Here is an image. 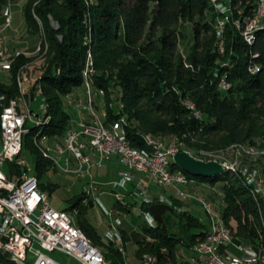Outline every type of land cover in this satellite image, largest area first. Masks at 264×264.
I'll return each instance as SVG.
<instances>
[{
  "label": "trees",
  "instance_id": "1",
  "mask_svg": "<svg viewBox=\"0 0 264 264\" xmlns=\"http://www.w3.org/2000/svg\"><path fill=\"white\" fill-rule=\"evenodd\" d=\"M7 3L8 0H0V15ZM257 6L258 0H231V18L225 25V50L221 52L215 44L216 26L223 14L212 0H95L90 6L86 0H26L23 7L26 24L32 32H38V20L42 21L45 35V43L41 41L42 58L33 66L39 72L35 78L39 79L23 84L29 82L33 94L37 84V93L42 90L50 116L47 124L29 127L23 142V149L25 146L33 151L40 188L53 191L57 185L41 182L52 162L34 144V137L37 133L61 137L68 129L71 116L63 109L62 97L84 83L89 50L94 69L100 73L95 85L106 88L105 83L116 77L121 86L123 107L118 110L128 116L126 130L133 146L148 147L135 142V133L148 138H172L183 150L199 152L253 142L258 135L264 137V26L255 32L254 43L247 44L235 24L244 15L253 17ZM181 22L192 24L197 48L207 50L202 59L196 56L190 59L194 70L186 68L180 57L176 58ZM88 33L90 43L86 44ZM34 59L21 53L13 60L12 84L0 85V96H4L0 100L5 106L19 91L16 81L19 69L30 66ZM224 62L229 65H223ZM252 64H258L260 70L251 72ZM223 78L229 84L228 89L220 87ZM186 102L194 103V109ZM107 108V121H116L120 113ZM7 165L19 172L14 163ZM174 166L181 169L176 163ZM190 176L196 181L222 182V224L228 227L234 240L238 234L253 242L245 245L264 248V205L256 200L243 174L227 168L213 177ZM83 199L82 195L74 198L69 208L80 207ZM171 206L175 211L166 214H179L182 234L169 230L165 215V227L160 222L156 226L144 224V236L137 241L139 256L155 254L158 264L176 260L180 246L191 248L208 232L198 217L178 211L174 204ZM86 213L77 214L73 223L94 242L101 243V236L87 220ZM163 247L168 252H162ZM107 248L104 256L109 264L124 263L119 249L113 244ZM0 264L17 263L0 249Z\"/></svg>",
  "mask_w": 264,
  "mask_h": 264
},
{
  "label": "built area",
  "instance_id": "2",
  "mask_svg": "<svg viewBox=\"0 0 264 264\" xmlns=\"http://www.w3.org/2000/svg\"><path fill=\"white\" fill-rule=\"evenodd\" d=\"M219 1L223 14V25L220 27L223 28L230 21V16H227L223 0ZM12 4L13 0H9V7ZM244 20L246 33L240 35L248 39L249 35L257 32L260 25H264V7L260 20L251 21L247 15H244ZM13 21L14 17L10 10L0 15V33H5ZM8 53H15V49L7 47L0 55L7 56ZM223 65L229 64L224 62ZM9 68L10 66H0V74L4 72L8 74ZM252 70L259 71V65L252 64ZM93 75L94 69L86 61L83 93L67 95L71 96L77 111V120L71 119L68 129L61 137L46 136L43 139V154L51 160V168H60V160H67V168L60 169L68 171V167L74 162L77 173L89 178L84 189L90 192L97 185L91 169L111 162L120 167L121 178L118 185L124 188L130 182L133 183L135 188L129 192L143 198V201L153 202L149 195L151 187L173 186L179 190L182 198L198 196L201 197V204L211 205V200L196 190L199 181H195L194 177L183 169H175L177 150L156 141H145L147 148L133 146L128 134H124L121 129V122L127 121V115L119 110L115 112L120 113V121L108 122L109 110L103 111L106 113V121L95 119V113L91 112L90 106H86V98L100 102L93 97V90L98 89L95 87ZM37 79L39 77H29V82H35ZM220 87L229 88L226 79L221 80ZM34 95L33 101L40 96L38 109L34 107L33 101L30 104L23 101L21 105L8 103L6 129L0 130V249L18 264H62L48 253L55 250L67 253L81 264H109L101 253L90 246V242H86L82 235H78L75 225H70V222L66 221V214L69 213H63V209L55 208L49 194L35 184V171L22 156L24 149L20 142V130L29 123L32 124L37 118H43L48 109L42 100V93H37V84ZM55 149L63 150V159H55ZM216 161L224 167L232 165L233 168L240 169L255 183L256 190L264 194V190H261L260 177L249 172L247 167L240 168V164L229 161L217 159ZM123 162H131V169L123 170ZM8 163H14L19 172L8 166ZM180 186H186L190 190L185 191ZM219 196H223V193L219 192ZM117 197L123 198V194H117ZM96 200L98 204L101 203L98 198ZM101 205L104 207V204ZM213 211H222L219 203L218 207H213ZM208 216L209 219L213 217ZM227 232L228 227H221L220 231H213V237H199V243L190 248L193 255L187 259L181 258L180 264H264L262 246L241 248V245H230L227 241ZM230 249H244L243 261L231 260ZM161 251L168 252V249L163 247ZM30 254L33 255L32 261H29ZM146 260L158 264L155 254L148 253Z\"/></svg>",
  "mask_w": 264,
  "mask_h": 264
},
{
  "label": "rangeland",
  "instance_id": "3",
  "mask_svg": "<svg viewBox=\"0 0 264 264\" xmlns=\"http://www.w3.org/2000/svg\"><path fill=\"white\" fill-rule=\"evenodd\" d=\"M19 1L20 0H13L12 5L18 3ZM86 1H87V5L90 6L91 4L94 3L95 0H86ZM212 3L218 10H220L219 0H212ZM223 3L227 16L228 15L231 16V0H223ZM7 7H9V0L7 5L5 6V12L9 11ZM12 8H14L15 13H13V11L11 10L10 11L14 17V23L16 21L18 27H16L15 29L14 36L10 38V44L11 46H13V49H15V53L18 52L19 50H21L22 52L23 50H25V56L36 58L33 60V62L30 63V66L25 65L21 67L19 69L18 74L22 78L25 77H27L28 79L29 77L35 78L39 75V72L37 71V69L34 71L33 66L35 64L37 65V63L38 64L40 63V59L42 58L41 56L43 55V53L41 52V50L43 49L41 45L42 44L41 41H44L45 43L43 22L38 20L40 31L32 32L29 29V26L25 22L24 14L21 10V7L16 4ZM5 12L3 11V14ZM256 15L257 12L253 17H250L251 21L255 20ZM222 21L223 19H221L219 23H217L218 25L216 26L215 45L218 47V49L221 52H224L225 50L224 34L226 29L225 26L223 28L220 27V23ZM53 23L56 24L55 22ZM235 24L237 28L240 30L241 34L246 33V24L244 19L243 20L237 19L235 21ZM178 29L180 33V40H179L176 58L179 59L180 57L184 61L186 68L194 70L193 64L191 63L190 59L193 56L202 59L207 50L204 52L203 49L197 48L191 23L181 22ZM121 32H123V27L122 29L120 28V33ZM5 42H6L5 43L6 47L12 49L10 46L7 45L6 37H5ZM85 42L86 44L90 43V33H88V35L86 36ZM39 45L40 47H38ZM222 46H223V50L221 49ZM39 48L41 50H39ZM46 50H47V46H46ZM89 53H91L93 57L91 50L88 51V55ZM10 69L8 74L6 72L0 74V85L12 84V78H13L11 72L12 69L11 70ZM18 74L16 77L17 84H18ZM99 75L100 73L95 68L93 75L94 80ZM33 82L34 81H32V83ZM105 84H106V88H98L96 85L95 87L98 88L99 90L98 89L93 90L94 98L100 100V102L96 101V104L94 105L95 109L100 116H103L104 121H106L105 119L106 117L104 116L103 111L108 110L107 106L112 107L115 110L121 109L123 107L121 103L122 89L119 83L117 82L116 77L109 79V81L106 82ZM18 88L19 91L17 92L16 95L12 96L10 100L17 101L20 104L21 102L23 103V101H27L29 104L32 103L33 98L35 97L32 91V85L26 83L25 85H23L22 88H20L18 84ZM84 89H85V85H81L80 87L74 88V90L72 91V96L79 93L80 94L83 93ZM3 97L4 96H0V99H2ZM33 102H34V107L38 109L40 103V96H37V99ZM62 102H63V109L71 116L72 120L76 121L78 116H77V111L73 106L71 96H67V95L63 96ZM5 105L6 104L3 103L2 100H0V112L2 111V108ZM188 105L190 108L192 109L194 108V103L189 102ZM33 126H34L33 124L29 123L26 126V128L29 129V127L32 128ZM145 138L146 140L155 139L157 141H160L161 143H164V145L166 146L171 145L177 148L179 151L183 150L181 148L182 147L181 144L172 138H166V137L162 139L153 138V137L152 138L145 137ZM202 151L203 152L201 151L199 152L196 150L188 149L187 152H189L195 158L204 161H216L217 159L220 161H229V162H234V164H240V168L247 167V169H249V172L254 173L256 177H260V180L264 182V177H263L264 137L263 136H259V135L256 136L253 142L233 144L231 146H228L227 148L216 149L214 151H206V150H202ZM22 156L26 158L31 169L36 173V163H35V157L33 151L30 148L24 146V151L22 153ZM76 168L77 167L75 163L72 162L68 167L69 169L68 171H64L63 169L60 168H51L45 173H43V176L41 177L42 183H44L47 186L50 184L57 185V188H55V190L53 191H51V189L49 188L46 190V192L50 196L52 205L57 209L64 210L65 208H68L67 212L69 213L73 222L77 219V214L87 211L86 218L90 222V224L96 228L97 232L101 236V243L94 242L88 236L87 233L85 234L92 240V242L97 247H99L103 251V253H105L108 250L107 246L110 244H113V246L119 250L121 248L122 251L121 250L120 251L122 252V254L125 253L123 254L124 263L126 262H130L132 264L139 263L140 258L143 255L139 256L138 254L137 241L142 239L144 236L142 226L144 224H149L150 226H156L159 223V221H157L150 214L149 208L146 209V207L149 206V204L151 205V203L162 202L169 205L174 204L176 205L178 211L180 212L188 211L189 213L198 217L205 224L206 232L212 229V222L214 219L218 218L217 216H219V218L222 219L221 211H213V207H218V203L221 209H223L224 207V202L222 199L223 196H219V192L223 193L222 182H217L214 184V183H207L198 180L199 187H197L196 190L200 191L207 198L211 200L212 209L210 213L211 215H213V217H210L209 219L208 215L210 214L205 210L204 205L201 204V197L190 196L188 197V199L182 198L179 195V190L173 186L151 187L149 191V195L150 198L153 199V202L151 203H147L146 201L144 202L143 198L137 197L134 193L129 192L135 188L133 183L130 182L127 185V187L124 188L118 185L119 180L121 178L119 174L120 167L112 164L111 162L105 163L102 167H93L91 169L92 177L96 181L97 185H95L94 190L90 192L84 189V186L89 180V178L81 176L79 173H77ZM123 170H130V169L123 166ZM180 188L185 191L190 190L186 186H182V187L180 186ZM117 194H123V198L120 199L119 197H117ZM80 195L84 197L80 207H76L75 209H70L69 206L72 204L73 199L77 198ZM97 198L101 202L99 203L100 205L96 200ZM159 199H162L163 201H159ZM90 200H92L91 201L92 203L90 202ZM101 204H104L105 208ZM121 206L126 207L127 210L121 209ZM164 216L166 217V222L168 224L169 230L174 233L179 232L180 234H182L180 229L183 222L182 219L179 218V214L171 215L165 213ZM234 224L236 226V222H234ZM236 235H237L236 240L243 242L244 244L253 243L250 239L242 238L238 236V234ZM236 240H234L232 235V243H238V241ZM232 252L234 254L239 253V251L235 249H233ZM48 253L62 264H81L77 259L73 258L72 256L60 250H55ZM192 255H193V251L189 247L180 246V248H178L176 253V260L168 259L164 264H180L181 258L187 259ZM32 259H33V255L30 254L29 261H32Z\"/></svg>",
  "mask_w": 264,
  "mask_h": 264
},
{
  "label": "bare ground",
  "instance_id": "4",
  "mask_svg": "<svg viewBox=\"0 0 264 264\" xmlns=\"http://www.w3.org/2000/svg\"><path fill=\"white\" fill-rule=\"evenodd\" d=\"M263 7H264V0H258V6H257V9H256L257 15H256V18H255L254 21H258V20H260L262 18V8ZM220 25H223V21L220 23ZM263 26L264 25H260L259 28H262ZM259 28H257V30ZM4 41H5V37H4L3 33H0V53L4 52L6 50V48L4 47ZM245 41L247 42V44H253L254 41H255V32L253 33V35H249L248 39L245 38ZM39 50H40V48H39ZM21 53H23V52L20 50V51L16 52L15 54L8 53L7 56L6 55H0V66H11L12 63H13V60L15 59V57H17ZM87 61H88V65L92 69H94V62H93V57H92L91 53H89ZM249 70L251 72H255V71L252 70V66H250ZM84 74H85V70L83 72V76H84ZM28 80L29 79L27 77L22 78L20 75H18V84H19V87L22 88L23 87V84L25 82H27ZM227 85L229 86V84H227ZM38 93H42V90L39 89L38 90ZM93 97H94V95H93ZM42 100L45 103V105L48 107V105H47L46 101L44 100V98ZM10 103L12 105H21L17 101H13V100ZM95 104H96V101H93V98H86V106H90L91 112L92 113H95V119H97L98 121H104L103 116H100L99 113H97V111L95 109V106H94ZM7 108H8V106L7 107L5 106L3 108V111L1 113V115H0V130H5L6 129V113H7ZM47 110H46L45 115L43 116V118H37L36 120H34V122L32 123L34 126H39L40 127L41 125L47 124V122L50 119V116L47 115ZM104 116L106 117V113H104ZM116 121H120V116L118 117V119ZM128 121L129 120H128V116H127V121H122L121 122V129L124 132V134H127L126 127L128 125ZM29 130L30 129L26 128V126L25 127H22V130H20V142H21L22 148H23L24 136H26V134L29 133ZM45 137L46 136H41L40 133H37V137H35V143H34V144L37 145L38 149H40V151H41V153H42V155L44 157H46V154H43V139H45ZM145 141H156V142L164 145V143H161L160 141H157L155 139H150V140L147 139L146 140V138H145ZM164 146H166V145H164ZM169 147L174 148L175 150H177V152L179 151L177 148H175V147H173L171 145ZM55 159H63V150L62 149H55ZM123 166H125L128 169H131V162H123ZM60 168H67V160H60ZM227 168L232 169V170H235V171H239L241 174H243L245 176V174L242 173L240 169L233 168L232 165H225V170H227ZM245 179H246L247 183L252 187V193H253L254 197L256 198V200L259 201V202L261 201L260 202L261 205L262 204L264 205V194H263V192H261L260 190H256L255 183L252 182L246 176H245ZM35 184H37V186L40 187L39 182H38V179L36 177H35ZM260 185H261V190H264V182L262 180H260ZM203 205L205 207V210L207 212H209V214L211 215V213H210L211 212V209H212L211 208V205L208 204V203H203ZM63 213H68V212L65 211V210H63ZM262 213L264 215V208L262 209ZM217 217L218 218L214 219L213 222H212V229L209 230L204 237H213V231H220V228L221 227H225L222 224V220L219 218V216H217ZM66 221L67 222H70V225H74L73 220H72V218L70 217L69 214H66ZM152 225H155V224H152ZM75 230L77 231L78 235H82L85 238V241L86 242H90V246L92 248H94L96 251H98L99 253H101V256H103L105 258L103 251L99 247L95 246L92 243V241L90 240V238L81 229H78L75 226ZM228 231L229 232H227V241H229V244L230 245H241V248H252L253 247V246L250 247V246L245 245V244H242V243H236V244L232 243V234H231V232H230L229 229H228ZM197 243H199V239H198ZM235 250L239 251L240 254L239 253L238 254H234L232 252L233 249H230V259L231 260H235V261H243L244 249H235ZM162 252H164V251H162ZM146 258H148V253L144 254L140 258L139 263H137V264H156V263H151V262L147 261ZM155 260L158 261V256L157 255H155ZM124 264H132V263L126 262Z\"/></svg>",
  "mask_w": 264,
  "mask_h": 264
},
{
  "label": "water",
  "instance_id": "5",
  "mask_svg": "<svg viewBox=\"0 0 264 264\" xmlns=\"http://www.w3.org/2000/svg\"><path fill=\"white\" fill-rule=\"evenodd\" d=\"M134 140L137 144L142 145L145 143V136L141 133H135ZM175 162L180 168L193 176L213 177L225 172V167L220 162L197 159L185 150L178 151L175 154ZM167 211L174 212L175 209L171 205L162 202L152 203L149 206L150 214L161 222L163 227H165L163 216Z\"/></svg>",
  "mask_w": 264,
  "mask_h": 264
},
{
  "label": "crops",
  "instance_id": "6",
  "mask_svg": "<svg viewBox=\"0 0 264 264\" xmlns=\"http://www.w3.org/2000/svg\"><path fill=\"white\" fill-rule=\"evenodd\" d=\"M25 1H26V0H20L18 3H15L14 5H11V7H7V9H8V10H11V11H13V13H15L14 8H12V7H14V6L17 4V5H19V6L21 7V10H22V12H23V7H24V3H25ZM4 12H5V8H4ZM23 14H24V13H23ZM16 27H18V26H17V23H16V21H15V23H14V21H13V26L10 27V28H7V29L5 30V36H4V37H6L7 45L10 46L12 49H13V46H11V44H10V38H12V37L14 36ZM9 31H10V32H9ZM3 35H4V33H3ZM5 43H6V42L4 41V46H5V48L7 49ZM19 51H20V50H19ZM120 250H121V248H120ZM121 251H122V250H121ZM123 254H125V253H123ZM126 254H127V253H126Z\"/></svg>",
  "mask_w": 264,
  "mask_h": 264
}]
</instances>
